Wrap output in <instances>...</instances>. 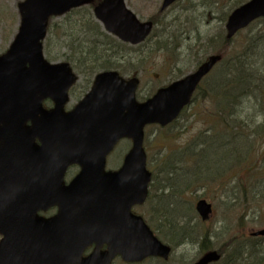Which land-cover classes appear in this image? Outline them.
Masks as SVG:
<instances>
[{
  "label": "water",
  "instance_id": "water-1",
  "mask_svg": "<svg viewBox=\"0 0 264 264\" xmlns=\"http://www.w3.org/2000/svg\"><path fill=\"white\" fill-rule=\"evenodd\" d=\"M93 1L23 0L17 5L18 32L0 55V264H110L117 255L136 262L167 259L170 253L131 212L145 201L150 181L143 129L176 119L221 56H208L192 73L143 101L135 97L137 77L98 72L83 98L65 110L76 75L67 62L44 58L42 40L51 17ZM174 1L162 0L161 9ZM93 15L106 32L131 44L143 41L153 27L151 20L137 19L124 0H100ZM260 17L264 0L241 4L226 19L225 38ZM46 99L52 102L49 108L43 106ZM121 139L131 141L122 164L105 171V158ZM71 164L79 171L65 184L63 175ZM53 206L54 215L38 214ZM195 210L205 220L212 208L200 198ZM253 235H264V227ZM218 259L211 250L192 264Z\"/></svg>",
  "mask_w": 264,
  "mask_h": 264
},
{
  "label": "rangeland",
  "instance_id": "rangeland-1",
  "mask_svg": "<svg viewBox=\"0 0 264 264\" xmlns=\"http://www.w3.org/2000/svg\"><path fill=\"white\" fill-rule=\"evenodd\" d=\"M20 1L22 0H0V53L6 50L17 31L19 25L17 3ZM124 1L127 8L139 20L145 21L154 18L157 21L151 36L135 46L125 44L121 51L122 59L117 61V69L122 76L127 78L136 75L139 78L136 99L141 101L154 93L158 87L169 84L191 70L199 61L198 59L210 54L212 48H216L220 44V35H224L226 14L229 13L237 0H177L163 11L159 10L162 0ZM79 16V14L70 13L51 19L49 30L43 41V55L47 60L51 62L63 60L61 57L63 41H61L60 26L66 20H78ZM54 25H58L59 29H56ZM263 27L262 19L253 22L249 27L243 29V32L236 34L231 44L237 45V41L242 40L247 33L258 36V33H262ZM73 37L72 35L71 39ZM210 38L213 39L210 40ZM69 40L65 39V43L67 44ZM213 76L217 82V72L207 76L200 87V91L195 94L193 101L182 111L177 120L165 127L148 125L144 129L143 148L146 153V167L156 176L149 199L143 205L134 207L133 210L145 218L163 242L170 245V234L167 232L166 226L156 219V214L160 210V207L157 206L158 200L165 199L166 201L169 197L166 193L162 195L159 189L161 182H163L162 176L167 174L164 169H161L162 161L164 157L171 158L176 167L179 166L177 170L179 174L175 179L181 183L191 182L193 180L192 174H197L198 169L194 166L196 156L193 155V151L203 149V146L199 145L195 148V143L201 142L206 132L212 133L216 128L213 118L214 106L210 98L206 97L205 92L204 96L201 97L202 91H205V87ZM90 82V77L83 73L78 74V80L70 90L66 108H71L88 91ZM129 145L128 140L118 142L113 152L107 156L106 167L109 169L117 168ZM258 154L260 153L258 152ZM206 155L208 158L200 157L198 159V176L212 179L214 176L210 177L209 174L213 170L208 174L203 171V166L207 164L212 166L217 161V154L209 149ZM191 166L193 168L190 170L193 173L186 169ZM75 171V168H71L65 179L68 180ZM229 195L220 186L206 188L197 184L180 193L176 197L175 204L168 208L176 205L177 208L174 211L178 220H191L184 233L185 238L189 239L188 235L191 234L193 229L191 226L193 225L197 232L201 229L210 230L215 235L212 242L216 247L228 241L226 239L229 237L235 238L241 234L247 237L251 231L264 226V219L255 217L253 219L250 217L246 223L239 225L235 213L239 214V211L228 207V204L231 203ZM199 196L210 201L213 206V214L204 222L200 221L194 210V202ZM154 207L157 211L154 210ZM259 211L264 212V207H261ZM186 212H190L189 215ZM154 226L158 231L155 230ZM171 246L172 252L168 260L150 258L138 264H189L201 254L198 243L193 240ZM113 264L123 263L116 259Z\"/></svg>",
  "mask_w": 264,
  "mask_h": 264
},
{
  "label": "trees",
  "instance_id": "trees-1",
  "mask_svg": "<svg viewBox=\"0 0 264 264\" xmlns=\"http://www.w3.org/2000/svg\"><path fill=\"white\" fill-rule=\"evenodd\" d=\"M243 1L237 0L231 8ZM91 7L82 6L72 10L70 13L79 14L80 18L74 21L66 20L60 26L63 41L62 59L69 62L78 74L83 73L90 78L101 70H118L117 61L122 59L121 51L125 47V44L102 30L92 16ZM151 19L154 23L157 22L154 18ZM262 21L264 22V18ZM54 27L59 29L58 25ZM241 32L243 30L237 34ZM261 32L258 36L247 33L234 46L230 40L227 41L220 35L218 50L214 49L222 55V60L214 71L217 72V82L213 76L212 83H208L203 91L214 106L213 118L216 128L212 133L206 132L201 142L195 143V148L202 145L203 149L193 151L196 156L194 166L198 169L197 174L190 170L192 166L186 168L193 173V180L187 184L176 180L179 166L176 167L171 158L164 157L162 161L161 169L167 174L162 176L164 183L161 182L159 189L162 195L166 193L169 197L166 201L158 200L157 206L160 210L156 219L166 226L170 234L169 242L173 246L193 240L198 243L200 252L214 248L212 239L215 235L210 230L201 229L197 232L192 225L189 239L185 238L184 233L191 220H178L174 211L176 205L168 208L175 204L180 193L191 189L193 185L224 188L230 194L231 203L228 207L239 211V214L235 212L239 225L246 223L250 217L264 219V212L259 211L264 207V27ZM65 39H70L67 44ZM209 149L217 154V161L212 166L204 165L203 171L209 174L213 170L209 174L210 177L214 176L212 179L198 176L197 168L198 159L208 158L206 152ZM155 176L156 174L152 173L148 199ZM189 213L186 212L187 215ZM154 228L158 231L155 226ZM237 237L239 235L235 238ZM227 246L228 244H223L217 247L222 254L220 261L225 264L228 263L227 256L230 255Z\"/></svg>",
  "mask_w": 264,
  "mask_h": 264
},
{
  "label": "flooded vegetation",
  "instance_id": "flooded-vegetation-1",
  "mask_svg": "<svg viewBox=\"0 0 264 264\" xmlns=\"http://www.w3.org/2000/svg\"><path fill=\"white\" fill-rule=\"evenodd\" d=\"M229 242L232 252L230 254L231 264H251L254 263L258 257L261 258L262 264H264V238L254 240L247 238L231 239Z\"/></svg>",
  "mask_w": 264,
  "mask_h": 264
}]
</instances>
